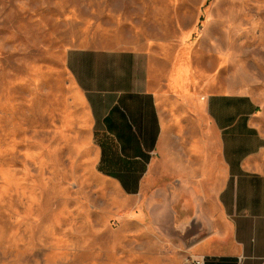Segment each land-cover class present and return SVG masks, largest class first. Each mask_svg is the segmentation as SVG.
Instances as JSON below:
<instances>
[{"label": "rangeland", "instance_id": "374dc122", "mask_svg": "<svg viewBox=\"0 0 264 264\" xmlns=\"http://www.w3.org/2000/svg\"><path fill=\"white\" fill-rule=\"evenodd\" d=\"M74 48L145 52L264 104V0H0V264H146L75 162Z\"/></svg>", "mask_w": 264, "mask_h": 264}, {"label": "crops", "instance_id": "0c3cea01", "mask_svg": "<svg viewBox=\"0 0 264 264\" xmlns=\"http://www.w3.org/2000/svg\"><path fill=\"white\" fill-rule=\"evenodd\" d=\"M66 59L81 109L75 162L113 191L146 264H264V104L195 91L187 69L162 77L134 49Z\"/></svg>", "mask_w": 264, "mask_h": 264}, {"label": "built area", "instance_id": "2783aa9c", "mask_svg": "<svg viewBox=\"0 0 264 264\" xmlns=\"http://www.w3.org/2000/svg\"><path fill=\"white\" fill-rule=\"evenodd\" d=\"M195 264H203L204 261H203V258H198V259H195Z\"/></svg>", "mask_w": 264, "mask_h": 264}]
</instances>
